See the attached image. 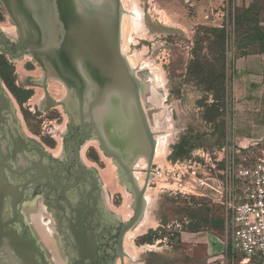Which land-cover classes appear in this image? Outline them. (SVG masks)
<instances>
[{
    "label": "rangeland",
    "instance_id": "obj_1",
    "mask_svg": "<svg viewBox=\"0 0 264 264\" xmlns=\"http://www.w3.org/2000/svg\"><path fill=\"white\" fill-rule=\"evenodd\" d=\"M122 3V48L148 90L150 78L164 90L165 97L157 108L147 104L146 111L149 118L155 117L160 124L162 131L157 135L169 144L162 165L154 161V169L161 171L149 183L145 217L125 240L129 255L126 264H263L260 257L248 260L241 251L234 255L228 246L221 207L209 199L189 196L183 187L191 167L199 174L205 170L214 175L225 167L219 164L213 170L215 160L224 158L232 144L228 128L233 116V61L242 54V48L264 47V0H255L249 9L238 7L237 0ZM9 22L0 5V24L12 32ZM26 60L16 61L14 67L20 85L15 88L17 98L25 104L26 117L35 121L33 126H38L37 130H51L59 140L66 116L60 121L61 110L40 108L38 103L45 90L30 80H42L43 70L37 67L27 73ZM48 90L57 101L67 95L65 87L55 79L48 81ZM241 149L242 156L249 158L245 167L257 160L251 149ZM209 157L212 162H206ZM141 162L139 168H147L146 162ZM101 168L110 197L114 196L123 218L130 219L134 210L133 201L127 197H132L127 185L122 183L113 164Z\"/></svg>",
    "mask_w": 264,
    "mask_h": 264
},
{
    "label": "flooded vegetation",
    "instance_id": "obj_2",
    "mask_svg": "<svg viewBox=\"0 0 264 264\" xmlns=\"http://www.w3.org/2000/svg\"><path fill=\"white\" fill-rule=\"evenodd\" d=\"M25 58L27 73L40 67L18 44L17 36L0 24V264H126L125 240L130 231L126 234L125 227L133 216L123 218L100 174L107 163L116 164L103 151L100 137L115 148L116 132L105 125V117L82 114L78 101L59 81L67 95L57 101L48 90L53 78L44 72L42 80H30L45 90L40 108L61 109L60 121L64 113L67 117L59 140L51 130H37L15 89L20 85L14 67ZM50 102L53 105L48 107ZM136 137L146 142L147 151L139 149V153L147 155L144 133ZM135 153L128 154L127 163L137 160L136 167L146 162L143 154ZM145 168L140 172L146 178ZM28 211L43 213L41 219L55 239L54 251L39 239ZM20 241L33 244L34 253L21 257L11 246Z\"/></svg>",
    "mask_w": 264,
    "mask_h": 264
},
{
    "label": "water",
    "instance_id": "obj_3",
    "mask_svg": "<svg viewBox=\"0 0 264 264\" xmlns=\"http://www.w3.org/2000/svg\"><path fill=\"white\" fill-rule=\"evenodd\" d=\"M15 28L17 42L42 68L46 77L63 83L82 114L105 117L116 132L115 148L100 137L106 155L115 160L122 183L133 197L134 214L126 234L145 217L146 192L154 170L156 135L151 129L143 100L148 85L132 69L122 48V0H0ZM50 102L49 106H52ZM143 132L149 143L139 142ZM131 135L129 140L127 137ZM145 158L146 181L139 187L136 163L129 153ZM130 161V160H129ZM16 241V240H15ZM22 257L34 253L33 244H11Z\"/></svg>",
    "mask_w": 264,
    "mask_h": 264
},
{
    "label": "built area",
    "instance_id": "obj_4",
    "mask_svg": "<svg viewBox=\"0 0 264 264\" xmlns=\"http://www.w3.org/2000/svg\"><path fill=\"white\" fill-rule=\"evenodd\" d=\"M242 154L241 147L232 141L224 158L213 164V170L219 164H224V169L214 175L205 170L199 174L191 167L186 187L179 186L186 189L189 196L209 199L221 207L228 246L234 255L241 251L244 258L260 257L264 264V154L247 167L245 163L249 158ZM206 162L212 159L209 157ZM160 171L154 169L151 179Z\"/></svg>",
    "mask_w": 264,
    "mask_h": 264
},
{
    "label": "crops",
    "instance_id": "obj_5",
    "mask_svg": "<svg viewBox=\"0 0 264 264\" xmlns=\"http://www.w3.org/2000/svg\"><path fill=\"white\" fill-rule=\"evenodd\" d=\"M254 1L237 0V6L247 9ZM239 51L242 54L233 61V116L228 137L246 151L257 144L258 149L250 150L256 159L264 154V49L249 47Z\"/></svg>",
    "mask_w": 264,
    "mask_h": 264
},
{
    "label": "bare ground",
    "instance_id": "obj_6",
    "mask_svg": "<svg viewBox=\"0 0 264 264\" xmlns=\"http://www.w3.org/2000/svg\"><path fill=\"white\" fill-rule=\"evenodd\" d=\"M89 1H92V2H97L98 0H89ZM125 2V1H124ZM124 6L126 7V4L124 3ZM129 7V6H128ZM10 21V20H9ZM125 22V21H124ZM11 23V22H9ZM12 24V23H11ZM125 27V26H124ZM123 27V28H124ZM12 32H8L10 35L12 34L13 37H16V33H15V28L12 26ZM123 53L125 54V48H123ZM131 67H132V62L131 60L129 59L128 60ZM24 62V61H23ZM36 63V62H35ZM37 64V63H36ZM38 65V64H37ZM39 66V65H38ZM133 69V68H132ZM139 75V74H138ZM137 75V76H138ZM139 79L141 81H143L140 76H139ZM144 79V78H143ZM57 81V80H56ZM60 82V81H59ZM144 83V82H143ZM146 83V82H145ZM149 83V87H150V90H148L147 92V102L144 101V105L146 107V109L148 108L147 104L149 105H152L153 107H156L157 108V105L160 103V101L163 99L164 96V90L159 88L154 82L151 81V78L149 79V81L147 82ZM63 84V83H62ZM159 85V84H158ZM44 98V97H43ZM39 104V103H38ZM59 108V107H57ZM61 110V109H60ZM151 114V113H150ZM65 115V113L63 114ZM67 115V114H66ZM65 117V116H64ZM67 117V116H66ZM150 120V125H151V128L153 130V133L156 135V139H157V152H156V157H155V161H159V163H161L160 165H162V163L165 161L166 159V156H167V148H168V145H167V142L165 140V138H163L162 135L158 136L157 134H160L162 129L160 127V124L156 123L155 121V117H150L149 118ZM62 129V128H61ZM64 129V128H63ZM60 136V135H59ZM61 142V141H60ZM96 144V143H95ZM99 150V149H98ZM141 159V158H140ZM112 161V160H111ZM142 163V162H141ZM155 163V162H154ZM158 163V162H157ZM113 164V163H112ZM139 165V164H138ZM136 166V170L135 171V178L137 180V183L139 184V187L140 188H143L145 186V181H146V178L144 179V174L142 176L141 173H139L141 170L139 168V166ZM109 166H110V163H109ZM114 167L116 168V170L118 171V168H117V165L115 164ZM110 168V167H109ZM112 169V168H111ZM119 172V171H118ZM117 174V173H116ZM120 174V173H119ZM120 177V175H119ZM121 179V177H120ZM151 180H155V179H151ZM119 183V182H118ZM144 183V185H143ZM149 188V187H148ZM127 191V190H126ZM152 192V191H151ZM147 193V192H146ZM150 194V193H149ZM126 195H127V192H126ZM125 196V194H124ZM129 197L132 201H133V197H130V196H127ZM128 206V204H127ZM148 206H149V199L146 197V210L148 209ZM129 207V206H128ZM132 207V206H131ZM126 209V208H125ZM129 209V208H128ZM122 210V209H121ZM133 211V210H132ZM146 213V211H145ZM27 215H29L31 218H32V222H33V227H34V230L36 231L37 235L39 236V239L42 241L43 245L46 246L47 248H50L51 251H54L55 247V239L53 236L49 235L48 234V227L46 225H44V222L42 221L41 217L43 215V213L40 212H34V211H28L27 212ZM129 220V219H128ZM138 226V225H137ZM147 229V227H146ZM141 230V229H140ZM144 236V235H143ZM137 238V237H136ZM130 243V242H129ZM133 244V243H132ZM128 245V244H127ZM126 247V246H125ZM132 251H130L131 253ZM127 255V254H126ZM129 256V255H128Z\"/></svg>",
    "mask_w": 264,
    "mask_h": 264
},
{
    "label": "trees",
    "instance_id": "obj_7",
    "mask_svg": "<svg viewBox=\"0 0 264 264\" xmlns=\"http://www.w3.org/2000/svg\"><path fill=\"white\" fill-rule=\"evenodd\" d=\"M251 8V7H250ZM249 9V8H248ZM261 49H264V47H260Z\"/></svg>",
    "mask_w": 264,
    "mask_h": 264
}]
</instances>
